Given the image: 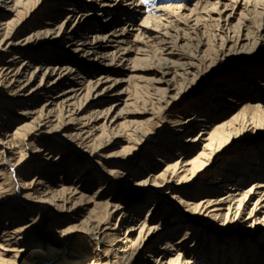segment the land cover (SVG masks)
<instances>
[{"label": "bare ground", "instance_id": "obj_1", "mask_svg": "<svg viewBox=\"0 0 264 264\" xmlns=\"http://www.w3.org/2000/svg\"><path fill=\"white\" fill-rule=\"evenodd\" d=\"M63 11L64 23L51 27ZM263 49L264 0H0V201L22 190L42 203L33 217L9 206L0 213V264H17L35 240L61 255L48 264H199L203 243L206 264H264V64L224 79L204 113L197 105L176 113L167 142L178 158L151 145L131 162L205 67ZM51 129L98 170L63 162L65 148L43 139ZM244 139L259 140L213 162ZM111 146L121 158L105 154ZM49 205L67 211L48 230L59 248L35 232ZM247 225L254 236L235 240ZM215 226L223 235L207 231ZM74 231L94 242L92 253L64 245Z\"/></svg>", "mask_w": 264, "mask_h": 264}, {"label": "rangeland", "instance_id": "obj_2", "mask_svg": "<svg viewBox=\"0 0 264 264\" xmlns=\"http://www.w3.org/2000/svg\"><path fill=\"white\" fill-rule=\"evenodd\" d=\"M48 5H45V7L41 8V5L38 7L40 9V12H44L46 11ZM67 14V11H63L61 13V15H59L58 17H56L55 19H53V22L55 23L54 25H50L51 27H55L56 25L60 24V23H64V16ZM40 15V14H38ZM38 17V16H36ZM104 18L100 17L99 19L102 21ZM28 25V24H27ZM25 25V27L27 26ZM208 32V31H207ZM206 32V33H207ZM208 36V35H207ZM193 47V46H192ZM8 55V54H7ZM92 63V62H90ZM264 64V49L261 52V54H253V55H245V56H241V55H232V56H228L226 58H224L221 61L216 62L215 65H210L208 67H205V70L203 72V75L198 77L197 80L187 89V91L185 92V94L183 95L182 98L178 99L176 102V105L171 108L169 111H165L164 113V117H160L159 121L157 124L153 125V130L154 132H156L153 136H152V140H149L147 143L144 141L142 142L141 145H139V147L135 150H133L134 153V157L133 159H131V162H134L135 164L140 163L141 160H143L144 155H146V150L148 151L149 147L155 146L158 148L159 150V156H163L164 159H168V157L172 156L170 152H173L175 147H173V144H169L167 142V140H169L171 132V126H173L175 124V120H178L176 113L179 111L184 110V108H186L188 105L190 106H194L197 105V108H202L203 109V113L205 112V109L207 107H212L211 106V102H213L212 98L214 97V94H219V87L221 85H223L225 83L224 79H228L230 81V79L235 80L236 77H239L240 75H246L249 72L252 71H256L259 67V65ZM261 69H264L261 68ZM96 74V73H95ZM39 81V78L37 77L35 83H37ZM126 84V83H125ZM125 84L120 85V88L124 87ZM133 85V84H132ZM131 85V86H132ZM212 87L214 89H212ZM4 89H0V100L3 98V95L5 94ZM143 94V93H142ZM139 95H141L139 93ZM199 106V107H198ZM205 108V109H204ZM15 114V113H14ZM188 112H184L183 116H187ZM171 121V122H170ZM173 121V122H172ZM14 125V124H12ZM48 128H44L43 130H47ZM169 129V130H168ZM199 129H196V132H198ZM108 136V135H107ZM43 139H45L48 142L63 146L65 149V151H63V155H62V161L66 162V160H68L69 158L73 157L76 160H80L81 162H83V166L87 165L89 168H91L92 171H97L98 170V164L92 159L90 153L87 152H83V150L78 149L74 146H71L70 144H66L65 140H62V134L57 131V130H49V133H45V135H43ZM264 137V136H261ZM106 138V137H104ZM259 139H250V141H245L242 140L239 142H230L229 145L226 147L227 149V153L225 154V156L223 157L222 161H218V158L215 157L213 162L216 165H220L222 163H225L227 161V157L231 158V156H233L235 153H242L243 156L245 155V153L248 151V149H250V146H253L254 143L255 145L258 144ZM152 145V146H151ZM137 146V145H136ZM120 147L119 146H111L110 148H108L105 151V154H109V158H116L119 159L122 157L121 154H113L115 153ZM169 151H167V149ZM225 148V150H226ZM30 150V149H29ZM46 151H42L41 154H44ZM87 153V154H86ZM112 153V155H111ZM41 155V159H42ZM173 158H178V156L173 155ZM39 159V160H41ZM30 158H26V161L22 164L21 169L24 170L25 166L27 165V163H29ZM130 162V163H131ZM134 164V165H135ZM86 166V167H87ZM146 173L144 172L143 175H145ZM32 176V173L30 175L27 176L26 180H30V177ZM204 179L205 176H201V177H196L193 178V180L188 184V186L185 188L186 190H188L190 188V185L193 184L192 186L198 187L200 186V184L202 185L204 183ZM213 180V179H212ZM210 183V180L207 181ZM95 187H91L89 190V193H91V191L94 189ZM142 187H138L137 190L141 192ZM144 189L146 188V186L143 187ZM142 188V189H143ZM151 188V187H149ZM13 190V189H11ZM130 190H134V188L130 189ZM190 191V190H189ZM134 192V191H133ZM11 196L4 198V200L0 201V213H7L6 207L5 206H9V209L11 211H15L16 209H20V210H24L26 211L27 215L25 216L26 218L28 217H33V214L38 213L42 207V203L41 205L35 202L34 198H30V197H24L22 190H16V191H11V193L9 194ZM170 194H165V197L169 196ZM163 200V199H162ZM165 203H168L167 201H165ZM170 204V203H169ZM171 205V204H170ZM144 207L141 210V216L142 211H144ZM33 213L31 214L30 212L28 213V211H32ZM6 212V213H5ZM67 211H57V209L53 206V205H49V208L47 211L42 213V219L41 222L36 226V234L37 236H39V238L41 239V235H45L47 234L49 236L48 241L53 242V243H57L56 245L58 246L60 244V241L58 239H54L52 238L53 235L52 234H48V230L50 229L51 225H52V220H55L56 218H59V222L64 219L63 224L67 222L68 219H65ZM70 215V214H68ZM113 218L111 219V224L114 225V223H116V220L119 218V215L117 214V212H114L113 214ZM36 217V216H35ZM57 220V219H56ZM74 223H78V221H73ZM112 225V226H113ZM212 225V224H211ZM210 225V226H211ZM213 226V225H212ZM216 227V226H215ZM63 228V226H62ZM218 227H216V229L214 230H208L210 233H215L216 235H223L218 231ZM253 228L248 227V225L246 226V231H242L239 228H237L235 230V234H233L235 240H241L243 235H253ZM50 233L51 229H50ZM138 233V229L135 230L133 232V234L129 235V237L134 238L136 237ZM68 236H66L65 238V242L64 245L66 246H79L82 247L84 250H86L88 253H92L93 251V245L94 242H90L86 239H82L81 236L79 234V232L74 231L72 233H67ZM51 236V239H50ZM177 235L175 234L174 236L171 237V242L176 241L175 239ZM160 238V237H159ZM157 238V239H159ZM37 240H35V244H31L25 247V251L23 252L20 260H24V257L28 258L27 260L24 261H18L17 264H25L26 262H28V264H48L51 260L53 259H57V257L61 256V255H55V256H51V252L52 250H50L49 248H43V247H38V243H36ZM252 241L254 240H250L249 243H252ZM202 244V243H201ZM204 244V243H203ZM203 244L201 246L200 249H202ZM74 246L72 249H74ZM238 249L237 252L238 254H240L241 252H243L244 248L241 250V247H243V245L238 242L237 244ZM59 248V246L57 247ZM212 248V245H211ZM199 249V254H197L196 257V261L199 264H206V258L205 255L203 254V252H201L202 250ZM37 252V253H36ZM59 253V252H57ZM200 256V257H198ZM198 258V259H197ZM203 260V261H202Z\"/></svg>", "mask_w": 264, "mask_h": 264}]
</instances>
